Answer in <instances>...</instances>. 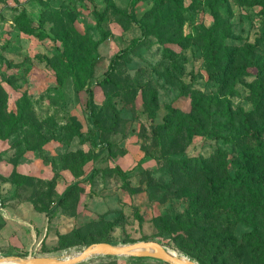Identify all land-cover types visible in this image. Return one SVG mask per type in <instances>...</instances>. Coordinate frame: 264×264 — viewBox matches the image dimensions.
I'll return each instance as SVG.
<instances>
[{
	"label": "rangeland",
	"instance_id": "1",
	"mask_svg": "<svg viewBox=\"0 0 264 264\" xmlns=\"http://www.w3.org/2000/svg\"><path fill=\"white\" fill-rule=\"evenodd\" d=\"M114 60L115 83H104ZM253 111L261 127L264 0H0V257L158 241L198 261L179 228L189 219L196 237L235 224L242 239L246 225L215 210L220 197L250 199L233 184L244 179L242 161L215 134L236 135L241 113ZM219 152L230 175L202 176L192 162L186 178L178 164ZM80 264L167 263L96 256Z\"/></svg>",
	"mask_w": 264,
	"mask_h": 264
},
{
	"label": "trees",
	"instance_id": "2",
	"mask_svg": "<svg viewBox=\"0 0 264 264\" xmlns=\"http://www.w3.org/2000/svg\"><path fill=\"white\" fill-rule=\"evenodd\" d=\"M93 3V0H87ZM96 15L99 18V21H103L104 15L95 10ZM23 17L26 20V25H30L28 17L25 10H23ZM33 32L35 29L29 26ZM220 51L212 54V59L215 65L219 64L220 61ZM113 61L111 68L107 74V78L104 83L110 82L115 83L113 68H115V63ZM93 63L90 65V71H92ZM182 89L186 90V85L180 82ZM89 99L87 103V109L93 115V91L88 89ZM173 113V111H172ZM225 115L230 118L229 123H233V114L231 110ZM257 112L241 113L240 120V132L234 136H226L223 134H215L220 140H223L225 143L232 144L234 146L233 155L237 156V159L242 161L240 166L237 168V172L240 176H244V179L236 184L241 192H248L250 199H247L245 196H234L229 203H221L223 198L218 199V205L215 207V210L229 215L230 218L239 220L246 225L247 231L243 233L242 239H238L236 235L237 228L235 224L233 226H228L227 230L218 235H210L203 237H196V224L192 223L189 219L188 228L186 230L184 225H181L179 222V228L181 229L184 237L186 236L190 243H192L196 249L200 250V257L198 261L201 264H263L264 262V237L263 233V224L260 225V222H257V219L260 217L264 219V177L263 172H260L261 166L257 167L262 161H264V124L261 127H257L256 121L259 120ZM261 115V113H260ZM263 117V116H261ZM208 118V117H207ZM173 120L167 116L166 122L161 126L163 129H169L172 126ZM197 128L204 130L203 124L197 122ZM211 132L212 130H208ZM208 132V133H209ZM226 152H219L218 158L215 160H189L182 159L178 162L181 165V168L185 170L186 178H191L192 170H189L188 163L194 162L196 164L197 171H202L201 175L213 176L214 173L219 171L225 172L227 175H230L229 167L227 165L228 158ZM223 159V163L221 162ZM118 172L123 179L127 178V172L122 171L118 168ZM261 173L260 175H258ZM215 181L209 182L207 184L206 191H213L216 187ZM233 186V185H232ZM187 189V188H186ZM224 202V201H223ZM226 207H229L228 209ZM206 209V208H205ZM204 209V210H205Z\"/></svg>",
	"mask_w": 264,
	"mask_h": 264
},
{
	"label": "water",
	"instance_id": "3",
	"mask_svg": "<svg viewBox=\"0 0 264 264\" xmlns=\"http://www.w3.org/2000/svg\"><path fill=\"white\" fill-rule=\"evenodd\" d=\"M96 256H131L158 260L167 264H201L188 256L172 251L158 241L136 242L127 245L99 242L86 247L76 255L67 257H30L26 264H80Z\"/></svg>",
	"mask_w": 264,
	"mask_h": 264
},
{
	"label": "bare ground",
	"instance_id": "4",
	"mask_svg": "<svg viewBox=\"0 0 264 264\" xmlns=\"http://www.w3.org/2000/svg\"><path fill=\"white\" fill-rule=\"evenodd\" d=\"M173 251V250H172ZM78 254V252L73 255ZM30 258L0 257V264H26Z\"/></svg>",
	"mask_w": 264,
	"mask_h": 264
}]
</instances>
